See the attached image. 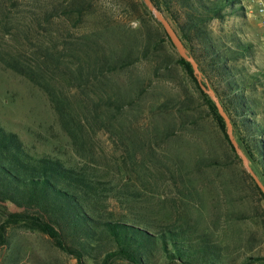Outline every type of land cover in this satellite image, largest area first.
<instances>
[{"label": "trees", "instance_id": "obj_1", "mask_svg": "<svg viewBox=\"0 0 264 264\" xmlns=\"http://www.w3.org/2000/svg\"><path fill=\"white\" fill-rule=\"evenodd\" d=\"M151 2L170 22L198 64L230 119L239 147L264 185V119L260 116L264 108L251 96L257 85H264V70L247 74L245 68L235 66L238 60L252 56V45L235 38L227 44L208 27L214 20L242 16L241 0ZM137 4H128L127 8L132 13L140 10L149 18L150 25L143 18L133 17L138 23L136 28L118 31L112 42L97 31L72 44L75 49L70 48V43L57 42L56 33L48 31L42 37L47 36L54 45L44 48L43 53V47L33 48L35 64L25 65L10 56L3 65L46 94L61 130L81 159H94L97 153L91 146V135H96V130L110 132L114 124L121 122L126 107L147 90L143 86L144 75L132 73L123 84L107 85L110 75L145 64L152 83L153 76L178 68L190 80L198 101L232 157L238 159L226 134L225 122L198 85L191 65L178 56L161 24L144 3ZM91 5V0H69L66 5L55 2L46 18L50 21L60 17L59 14L82 16ZM74 88L79 93L71 97L70 90ZM193 98L183 93L161 100L156 109L170 115L175 113L182 123L179 128L174 124L161 129L154 125L144 136L136 133L130 137L135 150H151L152 140H167L191 122H185L184 117H191L188 113L197 109ZM193 119L191 124L195 125L198 118ZM145 155L149 157L148 153ZM132 156L137 158L134 153ZM222 165H225L222 160L213 157L200 158L196 164L197 168ZM91 169L85 161L70 164L49 154L33 153L17 134L0 123V205L4 216L0 243L6 244L8 229L19 228L49 237L75 264H110L113 260L127 264H158L160 260L166 264H264V256L232 258L225 241L217 242L209 232H198L189 223L160 226L115 215L108 208L109 199L131 198L135 192L126 185L109 188L111 185ZM243 176L264 208V194L247 173ZM160 199L165 201L164 196Z\"/></svg>", "mask_w": 264, "mask_h": 264}, {"label": "rangeland", "instance_id": "obj_2", "mask_svg": "<svg viewBox=\"0 0 264 264\" xmlns=\"http://www.w3.org/2000/svg\"><path fill=\"white\" fill-rule=\"evenodd\" d=\"M91 1V7L82 16L66 17L58 12L61 16L49 21L46 17L52 4L66 5L69 0H0L2 126L17 134L33 153L49 154L70 164L85 161L100 179L111 185L109 188L129 187L135 192L133 197L109 199L108 208L117 216L125 215L129 220L143 219L160 226L189 223L198 232H209L217 242L225 241L232 258L264 256V208L260 207L258 195L249 189L250 182L244 179V172L250 174L236 152L238 159L232 157L198 101L190 80L181 70L162 71L153 76L152 83L148 80L145 64L110 75L107 85L123 84L132 73L144 75L143 86L147 90L126 107L121 122L114 124L110 132L96 130V135H91V146L97 153L94 159H81L61 130L46 94L3 65L10 56L19 58L25 65L35 64L37 59L32 50L38 45L43 47V53L44 48L54 45L47 36L42 37L48 31L56 33L57 42L70 43V48L75 49L72 44L97 31L112 42L118 31L136 28L138 23L132 20L133 17L151 23L139 9L132 13L127 8L128 4L136 6L142 0ZM241 6L244 8L242 16L214 20L208 27L227 44L235 38L252 45V56L234 63L238 68H245L247 74H252L264 70L257 7L250 0H241ZM164 47L165 53L168 52L166 45ZM70 91L71 97L79 93L75 88ZM183 93L193 96V105L197 107L188 113L191 117H184V121L193 122V118H198L197 123L188 122L167 140H152L151 150H135L130 137L136 133L139 136L149 134L154 125L159 129L173 124L179 128L183 121L179 116L161 113L156 108L161 100ZM251 96L264 108V85H257ZM260 116L264 119V110ZM209 157L219 158L225 165L197 168L200 158ZM249 166L253 170L250 162ZM163 196L165 201L160 199ZM3 218L0 205V223ZM5 237L6 244L0 243V264H75L72 257L57 249L51 239L41 233L10 228ZM110 264L127 263L113 260ZM158 264L166 263L160 260Z\"/></svg>", "mask_w": 264, "mask_h": 264}, {"label": "water", "instance_id": "obj_3", "mask_svg": "<svg viewBox=\"0 0 264 264\" xmlns=\"http://www.w3.org/2000/svg\"><path fill=\"white\" fill-rule=\"evenodd\" d=\"M146 8L151 12L153 17L157 22H159L164 29L167 37L169 38L170 42L174 46L175 51L177 52L178 56L183 58L185 61H187L192 68L193 75L200 86V88L203 90L204 93H206L209 98L212 100V102L215 104L217 111L219 115L223 118L226 126V134L228 136V139L233 146L236 154L240 157V159L243 162L244 167L246 168L247 172L250 174V176L254 179L256 185L259 187L261 192L264 194V186L259 181L253 170L249 166V161L242 152L241 148L239 147L234 134H233V128L230 122L229 117L223 110L217 96L213 92V90L210 88V86L207 84L206 80L203 78V75L198 67V64L194 60V58L189 54L187 49L185 48L183 42L177 35L176 31L170 24V22L165 18V16L154 6V4L151 2V0H142Z\"/></svg>", "mask_w": 264, "mask_h": 264}, {"label": "built area", "instance_id": "obj_4", "mask_svg": "<svg viewBox=\"0 0 264 264\" xmlns=\"http://www.w3.org/2000/svg\"><path fill=\"white\" fill-rule=\"evenodd\" d=\"M257 7L258 26L260 28V44L264 51V0H250Z\"/></svg>", "mask_w": 264, "mask_h": 264}]
</instances>
